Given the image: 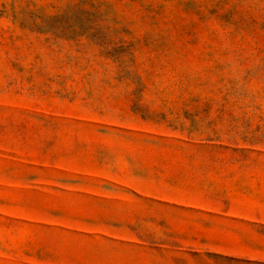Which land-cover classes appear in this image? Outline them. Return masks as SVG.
<instances>
[{"label": "rangeland", "instance_id": "374dc122", "mask_svg": "<svg viewBox=\"0 0 264 264\" xmlns=\"http://www.w3.org/2000/svg\"><path fill=\"white\" fill-rule=\"evenodd\" d=\"M0 264H264V0H0Z\"/></svg>", "mask_w": 264, "mask_h": 264}]
</instances>
